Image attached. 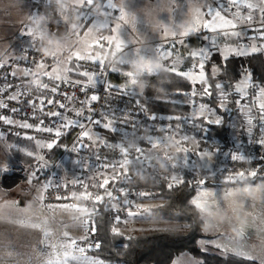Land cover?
Here are the masks:
<instances>
[{
  "label": "snow or ice",
  "instance_id": "6c2138e0",
  "mask_svg": "<svg viewBox=\"0 0 264 264\" xmlns=\"http://www.w3.org/2000/svg\"><path fill=\"white\" fill-rule=\"evenodd\" d=\"M92 4V0H82L81 4V19H82V29H83V42L81 47L73 48L69 54H67L62 60L57 57H53V60H56L58 63H64L66 65V69L63 75L57 73L53 74L52 69L49 71L50 65H48L45 60L42 58L36 64V71L32 72L30 69H26L23 73L24 77L28 76H36L42 75L50 80L55 81V86L50 87L48 84H44L42 86H38L41 90L51 91L54 96L55 94H59L61 84H66L68 86H75L81 84V81L70 79L71 76H83L86 78L87 83L83 84L81 87L82 92H87L89 87H96L98 82H101L107 85L106 92L107 94H112L115 90L120 93L122 96L128 95V88L130 84L135 83L133 79H131L132 74L128 71H125L123 68L124 64H127L130 61L138 60L141 64L142 70L148 74H151V70L144 63L143 50L136 49L135 53L129 54L127 49H129V44L124 40H121L120 43L117 44L116 50L124 54L125 59L122 61L121 67L114 66H105L103 61L97 60L92 57L90 54V50L95 47L104 46L107 43L106 38L97 37L95 33L104 27V24H98L93 21V18L88 14V10L90 9ZM203 4L205 7H197L193 9V19L192 23L185 25L181 28H177L175 25L165 26L163 28V36L164 39L169 41V43H159L155 46L153 51L155 54L162 60L167 61L169 64L170 71H172L175 75L186 78L193 85L197 83H202L203 80L207 79V73L205 72L206 67L211 64V74L213 79H217L221 68L220 65L211 63L212 58L216 55H219L221 58V64L226 65L230 56H243L250 55L253 53H257L260 51H264V44H260L259 46L253 45L251 47V51L247 50V45L244 43L247 39H249L248 32L259 33V35H253L251 39L256 40L259 39L264 41V0H215V3H209V0H203ZM104 7L109 10L112 19L117 21L116 25L113 27L112 31L115 32L117 28L120 27L119 21L125 20L127 13L123 8H118L117 4L114 0H105ZM187 8V6L185 5ZM118 12V15L116 13ZM258 20V25L254 23V21ZM107 23V22H105ZM247 24L249 27L245 29L243 25ZM240 29L236 31V29ZM203 31L204 35L202 36V40L204 43L201 44L198 50L191 51L187 55L183 56L179 62H176L173 57L175 55H181V47L184 45L185 40L183 38L189 37L190 35L199 34ZM22 35H27L30 38V48L36 50V46L34 41H31V33L28 30L27 26H24V31ZM78 36L81 33H77ZM236 38V46H232L230 43H227L229 38ZM226 41L223 48L220 47V41ZM181 46V47H178ZM26 59V58H25ZM188 59H191L193 63L190 65L189 70L181 71L180 65L185 63ZM73 61H76L73 64ZM80 62H89L93 65L94 68H98V73L89 72V71H81L82 65ZM2 66V65H0ZM117 73L118 75H123L127 77V81L119 86L113 85L110 81L107 80V75L109 73ZM16 74L13 73V76ZM101 77L104 79L101 80ZM235 89V93L229 92L227 90V86L224 82H218L215 84V88L219 92V96L221 98V108H225V104L228 101L229 96L233 94H238L240 96L239 99L236 100V104L239 106L242 102L248 98L247 88L249 87H259V91L254 94L253 100L259 101L257 107L259 109V115L261 123L260 133L261 138L257 143L261 146H264V86H257L251 84V74L249 73L247 79L243 81V87L240 83H237L233 86ZM212 85L207 83L204 84L202 95L211 96ZM181 95H187V93H178ZM3 93L0 92V96ZM23 93L17 92L13 95L8 96V100L16 101L20 103V97ZM192 96L196 95L195 88L193 89ZM66 99L72 101L74 99L73 96H68L65 94ZM100 99L98 94H92L88 98L87 108H85V102H80V108L78 110H73L68 107L64 102L56 101L54 97L52 99H47V106H55L57 108L56 111L45 112V100H40V108L39 111L42 115H47L49 117H54L56 120L53 122L55 127H44V122L41 119L38 125H33L27 122L21 123L19 126L23 128H34L36 131H46L49 133H53L54 139L51 142H42L37 140L36 147L38 149H52L56 143L58 142V138L63 134V129L71 128V127H79L82 131L80 136L78 137L79 141H83L84 139L93 140L90 131V125H100L104 129L111 131L113 133H118L124 131L128 124V118L134 117L132 119L133 126L139 122L136 113H126L123 116L125 117L123 121H119V125L122 123L124 125V129L120 126L114 127L112 126L109 119V110L102 108L101 112L93 113L91 104L92 102H97ZM29 106L33 108V116L32 119H37L35 110H36V101L31 100L27 101ZM140 102L139 99L135 101V106L139 108ZM8 105L0 99V109L7 108ZM60 109H64V112H61ZM20 109L13 108L11 111L13 113L19 111ZM226 110V108H225ZM71 111L73 113L74 118H70L67 113ZM112 114H115L114 110H111ZM86 112L88 114H86ZM149 120L157 119L154 115H150L147 117ZM205 119L206 123H216L220 124V120L217 119L212 121L207 117H196L195 119ZM173 119H181L176 116H169L168 120L171 121ZM185 124H192V117H183L182 118ZM0 121H3L5 124L12 125L14 121L7 116L0 115ZM106 121V122H105ZM247 123L252 125V118H249ZM194 126V125H193ZM155 128L156 126L153 125ZM161 130L164 131H172L171 125H162ZM251 132V128H249V133ZM124 134L127 135V132L124 131ZM27 139H35L32 136H27ZM94 144H97V148L99 147H107L111 148L112 144L109 143L106 139L96 137L93 140ZM145 143L151 147H156L159 143V138L156 136H149ZM81 147H84L81 144ZM217 150V147H216ZM186 153V163H191L192 153L188 151V149L184 150ZM137 155L135 157H130L128 150L122 146H119V157L115 159V162L108 163L109 157L104 156L103 159L97 153L95 159L97 163L88 164V169L97 168L99 171V175L101 177V182L98 184L100 190H102L103 194H93L90 190L93 185L84 182L82 179L77 178L71 181H67L64 184H60L59 181L56 182V187L58 189V194L56 196V200H68L72 199L75 196V191L71 193L70 196H61L59 195V189L63 187L65 191L68 189L69 185L73 187L80 186L83 188V191L80 192V198L84 201H90L94 207L92 211L88 210L87 205L85 206L84 212L81 213L79 207L73 203H64V204H45V194L47 191L53 186V180H56V177H52L44 180L42 188L37 189V195L32 202L36 205L35 208L31 212L25 213L19 211L21 208L19 201H12L10 207L16 209V216L19 219L14 218V214L9 213L7 217L4 218V222L7 223H19L24 227L32 228L39 230L43 234V238L39 241V245L32 250V252H21L16 250L15 246L12 244L11 240L5 244V242L0 239V250L11 249L6 251L3 255H0V264H4L5 260H12L14 264H105L104 260L92 255L89 253L99 251L102 247V242L93 241L90 237L95 236L96 227L95 221L93 217L98 212V206L103 204L105 201V197L111 202L115 201V203L110 204V211H115L117 215L114 218V226L111 228V233L114 236L121 235L120 228L115 225H119L122 223H127L128 221L142 220L143 219V208L138 207L137 203L131 198L130 192H134L135 190H128L124 187H121L120 194L124 197L121 202L120 197L114 195L115 189H109V184L113 182H122L129 178L127 165L130 159H135L141 163L144 162V148L137 147L136 149ZM199 157H207L213 155L209 149L197 150L195 153ZM216 154V152H215ZM26 155L34 158L37 161L36 170L32 171L28 176V183L31 185L33 181H40L42 176L40 173L44 171L45 164L41 163L44 161V156L40 155L39 152L26 151ZM243 153L237 151L235 153L230 154V159L233 163H238L241 161ZM262 161H264V156L259 157ZM252 162V158L249 161ZM111 168L113 171L112 175L109 176L107 174L108 169ZM122 171H120V170ZM7 168L0 169V172L6 171ZM218 172H222L217 169ZM259 168L252 169L248 172H245L241 169L239 172L235 173L230 181L226 182H235L237 179L242 178H255L258 175ZM264 179V178H262ZM183 175L180 176L178 180H170L167 187L171 190L173 187H177L179 184L184 183ZM207 183L206 180H200L198 182V191L197 194L189 201V205L191 208H199L203 209L205 206H219L218 202L213 204L210 200L211 197L215 195V193L209 192L205 189L204 185ZM3 188V186H0ZM140 197L150 196V193L140 192L138 194ZM227 195H230L227 194ZM162 207V206H161ZM59 209L63 212L71 211L73 213L72 220L73 223L71 225L63 224L59 229H54L53 224L55 221V211ZM124 211L125 217H121L119 212ZM50 213L49 215H45V213ZM91 223V227L89 228V224ZM261 225H264V219L260 221ZM251 226L257 227V217L251 216ZM69 227H82L84 234L78 238L72 237L70 233L67 231ZM259 232H264V227H258ZM219 232V231H217ZM131 239V237H127ZM221 238H224L228 241V244H231V241L227 237H223L221 234ZM248 238L247 232H242L240 236V246L239 249L235 252L238 257H242L248 260L257 259V257L252 256L250 254H246L240 249L244 248V241ZM127 246L125 245V248ZM219 247V245H217ZM227 245H225V251H229Z\"/></svg>",
  "mask_w": 264,
  "mask_h": 264
},
{
  "label": "built area",
  "instance_id": "2783aa9c",
  "mask_svg": "<svg viewBox=\"0 0 264 264\" xmlns=\"http://www.w3.org/2000/svg\"><path fill=\"white\" fill-rule=\"evenodd\" d=\"M105 0H92V4L90 9L88 10V14L92 16H97L104 20H112L111 14L109 10H107L104 7ZM32 9L34 11H38L40 9H46L47 11L53 13L57 20H46L47 24V30L52 31V33H60L64 34L68 29V25L66 22L61 20V16L66 12L69 8V6L72 7V10L81 12V4L82 0H79L77 3H71L70 0H63L64 7L60 8L59 5L56 3V0H31ZM118 15V12L116 13ZM82 21V19L80 18ZM259 22L255 23L258 25ZM40 30V29H39ZM251 36L253 35H259V33H254L249 31ZM98 37H104L107 40V43L104 46L101 47H95L90 50V54L92 57L96 58L97 60L103 61L105 66H113L114 63L119 59L120 52H117L116 46L119 43L116 38L100 33ZM259 44H264V41H261L259 39L255 40ZM26 58V59H25ZM44 59L45 62L52 66L55 62L53 60V56L49 53L44 52L42 49L34 50L32 48H26L20 51L16 56H14L11 59L7 60H0V92L3 93L2 96H0V99H2L7 105V108L0 109V115L7 116L8 118L12 119L14 121V124L8 125L5 124L3 121H0V134L1 135H13L16 137H24L32 136L35 139H32L34 141H42V142H51L55 137L53 133H49L46 131H36L34 128H23L19 125L23 122H27L33 125H38L40 123V120L42 119L44 122V127H55L54 121L56 118L49 117L47 115H42L39 111L40 108V100H45V112H52L56 111L57 108L55 106H47L46 100L47 99H54L58 102L62 101L66 105H68L69 108L73 110H78L80 108V102H85V108H87L88 98L92 94H98L100 99L97 102H92L91 107L93 110V113L101 112L102 108L108 109L109 112V119L112 124V126L117 127L120 126L122 129H124V125L121 123L119 125V121L124 120V114L126 113H136L137 118L139 119V122L133 126L132 119L134 117L128 118V124L126 126V129L124 131L127 132V135L124 134V131L113 133L115 134V139H108L105 138L102 134L98 137L106 139L109 143L112 144L111 148L107 147H99L97 148V144L93 143V140L96 138L94 136L93 140L84 139L83 141H79L78 137L80 136L81 129L79 127H71L63 129V134L58 138L59 143L61 140H64V142L61 145V158H70V159H77L79 163L77 165H68L65 167V174L68 176H73V178H70L68 176L59 177V170L61 165V160H58L57 162L49 165H45L44 171L40 173L42 176V179L40 181H33V183H37L42 188L43 182L46 179L56 177V180H53V186L47 191L45 194V201L44 203L47 204H64V203H73L76 204L79 209L84 212L85 206L87 205L88 210L92 211L94 205L90 201H84L80 198V192L83 191V188L80 186L73 187L72 185H69L68 189L65 191L63 187L59 189V195L61 196H70L73 191H75V196L72 199L68 200H56V196L58 194V189L56 187V182L59 181V183L62 185L67 181H71L73 179L80 178L84 182L88 183V181L84 180V178L88 177V174H90L91 171H93L96 174V180L101 182V177L99 175L98 167L92 168L91 170L88 169V164L90 163H97L95 157L97 153L103 159L104 156H108L109 160L108 163L115 162V159L119 157V146H122L128 150V153L130 157H135L137 155L136 149L137 147H143L144 148V162L141 163L135 159H130L127 165V171L129 178L127 180H124L122 182H113L109 184V189H115L114 195H117L120 197V200L124 197L120 194L121 187H124L128 190H135L134 192H130L131 198L135 196H139L138 194L140 192L145 193H152V189L145 186H138V185H130L129 181L133 179L134 177H144L149 176L151 174H165V172L169 173V169L164 168L163 166H160V161H153L148 159V152L145 145H142L137 142V137L140 135H148V136H156L159 138V140L164 139L169 133L174 132L176 130L185 129L188 130L192 135H198V137L208 142V134H207V128L206 125L199 119H195L194 117L190 115H184V114H175V113H169V114H150L146 111L145 104L142 102V100L134 93L128 92L127 96H122L120 93L116 92L115 90L112 92V94H107L106 87L107 85L101 82H98L96 87H89L87 92H82L81 87L83 84L87 83V80H83L80 78H76L71 76L70 79L79 80L81 81V84L75 85V86H68L66 84H61L60 92L59 94H54L51 91L48 90H41L38 86H42L44 84H48L50 87L55 86V81L50 80L42 75H34V76H28L24 77L23 73L26 69H30L32 72L36 71V64L41 60ZM76 61H73V64H75ZM82 65L81 71H89V72H96L98 73L99 69L94 68L93 65L89 62H80ZM13 73L16 75L13 76ZM110 74V73H109ZM109 74L107 75V80L109 77ZM104 78L101 77V80ZM224 82V84L227 86V90L229 92L235 93L234 85L235 81L228 79L227 77H222L219 82ZM209 83V81L203 80L202 83H197L194 88L196 91V95L194 96V102L202 101V99H208L213 97V89L211 88L212 95L211 96H204L202 95V90L204 87V84ZM210 84V83H209ZM252 85H257L256 83H252ZM258 86V85H257ZM193 88V89H194ZM259 91V87H249L247 90L248 92V98L245 99V103L243 105V102L241 105L236 104V100L240 98L238 94H233L229 96L227 103L225 104V112L227 116L231 117L232 119L236 120L238 122L239 126V137L238 139L231 145L228 151V157L224 160L222 163V172L221 177H219V182L221 181H230L231 177L239 172L241 169H243L245 172H248L252 169L259 168L260 173L261 169L264 168V161H262L259 157L264 156V146H261L257 143L259 139L261 138L260 133V115H259V109L257 107V104L259 101H254L253 97L256 92ZM17 92L23 93L21 95L20 103H17L16 101L8 100V96L13 95ZM65 94L68 96H73L74 99L72 101H69L66 99ZM216 96H219V92L217 90ZM139 99L140 105L139 108L135 106V101ZM35 100L36 101V116L37 119H32L33 116V108H31L27 101ZM221 100V98H220ZM17 108L20 109L19 111L13 113L11 109ZM224 108V109H225ZM246 108V109H244ZM115 111V114H112V111ZM61 112H64V109H60ZM245 111V112H243ZM86 114H88L86 112ZM243 114H246L247 117L244 115L245 118L249 119L252 118V125H249V128H251V132L249 133L247 129L244 128V126H247V122L243 120L241 122V118ZM67 115L70 118L73 117V113L69 111ZM150 115H154L157 119L155 120H149L147 117ZM169 116H176L180 117L181 119H173L171 121L168 120ZM183 117H192L193 122L192 124H185ZM248 121V120H247ZM106 122V121H105ZM247 123V124H246ZM171 125L172 131H164L161 130L162 125ZM153 125L156 127L154 128ZM194 125V126H193ZM90 131L100 130L104 129L100 125H90ZM111 132V131H110ZM56 143V144H57ZM81 144L84 145V147H81ZM241 152L244 154L241 161L238 163H233L230 159V154L235 152ZM252 158V162L250 163V159ZM37 163L32 164L30 167L27 168V175L25 174H18V176L25 178L28 181V176L32 171L36 170ZM17 170L19 172H23V169L20 168L18 165ZM196 168V169H195ZM191 167L190 169L186 167H180L179 169L175 170L173 173L177 174L178 176L183 175V178L185 176H188L189 180L192 182L200 181V180H206L210 181L211 178L217 174L211 170H207V172L204 175H199L200 170L199 166ZM120 170V169H118ZM113 169L109 168L107 174L109 176L112 175ZM122 171V170H120ZM111 173V174H110ZM172 173V172H171ZM90 184V183H89ZM93 185L90 190L93 192V194H103L102 190H100L98 187V184H90ZM104 203L107 205L108 208H110L111 203H115V201H109L107 197H105ZM100 206V205H99ZM98 206V209H99ZM99 212V210H98ZM97 212V214H98ZM93 217L94 221L96 220V216ZM119 214H125L124 211L119 212ZM117 213L113 211L112 218L114 219ZM89 227H91V223L89 224ZM96 227V223H95Z\"/></svg>",
  "mask_w": 264,
  "mask_h": 264
},
{
  "label": "rangeland",
  "instance_id": "374dc122",
  "mask_svg": "<svg viewBox=\"0 0 264 264\" xmlns=\"http://www.w3.org/2000/svg\"><path fill=\"white\" fill-rule=\"evenodd\" d=\"M226 2L227 1H225V3ZM69 9H72V7L69 6L68 10ZM21 18H22L21 21L19 22V24L16 25V27L8 30V33L10 36V39L8 42L9 44L8 49H12V51H10L12 53V56L8 59L13 58L23 49L30 48V38L27 35H22V32L24 31V26H27L28 30L30 31L31 41H34L37 49L43 50V47H44V42L37 37L38 32H46V34L49 37L56 36V37L64 38L63 46L59 47L58 49H53L51 51V55L53 57L55 56L57 58H60L61 60L67 54H69V52L74 47L79 48L82 45L83 29H82V21L80 20L81 12H79V19L75 23V27H72L71 25L67 24L69 29L64 34H60V33L54 34L52 33V31L47 30V24L46 22L43 23V17L40 16L39 13L34 11L33 9H29L25 17L23 16ZM38 18L41 19V23L39 25H37L36 23ZM92 18L93 20L97 21L96 18L94 17ZM257 22L259 21L258 20L254 21V23H257ZM243 27L247 29L249 26L245 24L243 25ZM239 30H240L239 28L236 29V31H239ZM78 32L81 33L80 36L77 35ZM100 33L108 34L116 38L114 35L109 34L107 31H105L104 28H100L95 33V35L98 37ZM203 35H204L203 31H201V33L197 37L202 39ZM248 36H249V39H247L244 43L247 45V50L250 52L251 47L253 45L259 46L260 44L257 43L255 40L251 39L252 36L249 32H248ZM231 38L234 39V42H227V43H230L232 46H236V38L234 36ZM183 39L185 40L186 38H183ZM223 41L224 40L220 41L221 48H223L226 43V41L224 42ZM198 49L199 47L196 49H192L189 51V53L191 51L198 50ZM121 55L122 54L120 53L119 59L117 60L120 63H122L123 61ZM179 58H180L179 59L180 61L181 59H183V56L182 58L181 57ZM56 62L57 61L55 60L53 65H55ZM59 64H63L64 66H66L62 62ZM127 64L136 66L138 68V70L136 71H132V70L128 71L132 74L131 79L135 81V83L129 85L128 92L134 93L138 96L139 92L135 89V85L137 84L136 77H138V73L140 72L146 73V72L140 69V67H138L137 65L133 63L128 62ZM245 72H249V71H245ZM108 81H110L113 85L119 86L127 81V77L125 78V80H122L120 82H114L111 79L110 74H109ZM252 83H253V80H252ZM217 97L218 96H216V99L218 101ZM224 112H225V109H224ZM244 115L245 114H243L241 118V122H243V120L247 122L248 120L247 118L244 117ZM228 118L232 119L229 116ZM244 128L247 129L248 131L249 124H247V126H244ZM98 133L101 135L100 130L91 131L92 135H95V134L99 135ZM227 133L229 136V130L227 131ZM239 133L240 132L238 128L237 135L234 141H232L231 143L229 140L226 144L222 142V145L218 146L220 148H218L217 145H213L210 143V145H207L206 149H209L210 151H215L217 153L226 154V152L231 147L230 145H232L238 139ZM61 145L62 144L57 143L52 149H47V148L38 149L36 147V141L32 139H27L24 137H16L13 135H1L0 134V169L13 167L12 173L10 175L9 174L5 175V172L7 171L0 172V186H3V188H0V239H2L5 242V244H7L9 240H11L16 250H19L21 252H32V250L36 248L37 246L42 247V245H39V241L43 238V234L39 230L24 227L19 223H7L3 221L4 218L9 215V213L14 214L15 219H19V217L15 215L17 210L10 207L12 201H19L21 203V198H23L24 202L27 200L33 202L34 198L38 194L37 189L41 188L40 185L37 183H32L31 185H29L28 181L26 180V176H24L25 178L18 176V174H21V173L27 175L28 166L23 165L20 160L14 157L12 153V149H16L24 154H26V151H32L34 153L39 152V154L43 155L45 158L44 161L41 162V163H44L45 165L53 164L57 162L58 160H61V165H60L58 176L63 177V176H68L64 172L65 167H67L68 165H77L79 161L77 159L61 158V151L57 152V148L61 147ZM216 147H217V150H216ZM226 148H228V150ZM226 155L227 156L225 157V159L228 157L229 154H226ZM158 157H160V166H163L164 168L169 169V173L165 172V177L168 180V182L170 180L175 181L180 178V176L173 173L175 170L179 169L180 167H186L188 169L191 168V166H189L188 164L180 165L176 163L177 161L179 162L184 161L186 157V154L184 152H181L180 150H171L168 153H166L164 156L158 155L155 158H158ZM184 163H186V160ZM222 163L219 164L218 167H212V168L206 169V171L212 169V171L214 170L213 172L220 173L217 171V169H219L220 171L222 170ZM18 165H22L24 167L23 172H19L17 170L16 167ZM200 168L201 167L199 166V170ZM199 175L201 176V173H199ZM259 175L260 173L257 176ZM261 175H264V173ZM68 177L73 178V176H68ZM185 177L188 178L187 176ZM219 177L221 176L219 175ZM212 178L210 180L211 182H213ZM245 179H253V178L249 177V178L237 179L234 183L225 182V181L224 182L221 181L219 183V184L232 183L229 185H217V184L213 186L204 185L206 190H208L209 192L215 193V195L211 197L210 200L213 204L218 202L219 206H205L202 210L200 209V212H201L200 215H202V218L204 220L206 218L205 213L210 211L213 214V218L216 215H220L223 217L224 222L223 224H216L210 229H204L203 232H205V235L201 237V239L199 240V245L202 249L206 251H213L214 249H218L222 255H226L228 253L235 254V252L239 249V246H240V236H241L240 231L247 232L249 236L244 241L245 247L240 249V251H243L246 254H250L252 256L257 257V260L260 262V264H264V232H259L257 230L258 227H264V225H261L260 223V221L264 219V179H260L258 182L253 183V184L241 183ZM84 180L88 181V183L90 184L100 183L98 180H96V174L93 171H91L90 174H88V177L84 178ZM198 182L199 181L192 182V183L198 184ZM197 191H198V187L196 188L195 195L197 194ZM229 193L230 195H227ZM158 198H161V197H155L152 194L150 196H145V197H140V196L133 197L132 199L134 200L135 203L140 201V204L138 203L137 206L143 208V219L139 220L136 224L133 221H128L127 223H124V226H116V227L120 228V230L123 232L122 234L126 236L133 231H138V230H133V228L136 225H139V227L141 228L139 229V231L148 230V229H157V228L158 229L183 230L187 225L185 222L155 217L150 214V209L152 207L158 206L164 202L163 198H162L163 200L158 199ZM123 199H121V202L123 201ZM161 201L163 202L161 203ZM20 206L22 209H20L19 211H22L25 213L31 212L33 208L36 207V205L33 204V208H32V203L27 204V205L20 204ZM49 214L50 213H47V212L45 213L46 216ZM119 215L122 218L125 217V214H119ZM72 216H73V213L71 211L63 212L57 209L55 211V221L56 222L53 224V228L59 229L63 224L71 225L73 223ZM251 216L257 217V227L251 226ZM67 231L70 233L72 237H75V238H78L84 234L82 227H69ZM221 234H223V237L229 238V240L231 241V244H228V241L226 239L221 238ZM90 239L93 240L92 237H90ZM217 245H219V247H217ZM225 245L228 246V248L230 249L229 251H225ZM9 250L11 249L0 250V255H3L6 251H9ZM104 262L105 264H123V263L108 262V261H104ZM4 264H14V262L12 260H5ZM175 264H199V261L193 258L188 252H184L183 255L177 258V262Z\"/></svg>",
  "mask_w": 264,
  "mask_h": 264
},
{
  "label": "trees",
  "instance_id": "16d2710c",
  "mask_svg": "<svg viewBox=\"0 0 264 264\" xmlns=\"http://www.w3.org/2000/svg\"><path fill=\"white\" fill-rule=\"evenodd\" d=\"M43 17V23L50 19L57 20L56 16L47 11L40 9L37 11ZM79 19V12L72 9L67 10L61 16V20L68 25L75 24ZM229 41L233 42L231 38ZM198 38L190 36L186 39L182 46V52L186 53L191 46H197ZM220 65L221 71L217 79L212 78L211 64H209L205 72L207 73V80L212 85L213 97L202 99L213 106H217L215 84L219 82L222 77H227L233 81L238 80L242 73L249 71L252 80L258 86H264V52L260 51L250 55L230 56L226 65L221 64V58L216 55L212 58V62ZM122 63L116 61L114 67H121ZM125 71H136L138 68L129 64H124ZM110 77L114 82L125 80V76L118 75L113 72ZM137 84L135 89L139 92V97L145 104L146 111L150 114H184L189 115L190 107L188 105H180L171 101L172 98L179 96L181 91L192 90L193 85L186 78L175 75L168 70H161L157 73H138ZM169 99V100H167ZM228 129L223 124L209 125L207 129L208 139L213 136L220 138L221 142L226 144L229 138ZM101 134L108 139H115V134L106 130L100 129ZM64 140L59 143L62 144ZM206 143H200L199 146ZM61 148H57L60 152ZM14 157L22 162L23 165L30 167L36 163V160L28 155L21 153L16 149H12ZM27 167V168H28ZM206 169L200 168L201 175L205 174ZM264 168L261 169L260 175L254 179H245L241 183L253 184L264 178ZM219 175L217 173L213 176L212 181H208L205 185H229L232 183L219 184ZM188 177V176H187ZM185 182L179 184L177 187L168 189V180L165 174H151L144 177H134L129 181L130 185L145 186L152 189V195L161 197L164 202L158 206L150 209V214L155 217L166 218L170 220H178L185 222L187 225L183 230L178 229H148L133 231L127 236L121 234L114 236L111 233V228L114 226V219L112 218L113 211H110L105 203L99 206V212L96 216V233L92 236L93 241L102 242V247L99 251L89 253L97 256L104 261L117 262L123 264H173L174 259L181 253L188 252L193 258L199 261V264H260L257 259L248 260L238 257L234 253L222 255L218 249L213 251H206L199 245V239L204 236V232L200 227L202 217L198 208H191L189 201L195 194L197 183H192L188 178L183 179ZM162 206V207H161ZM124 226V223L115 225ZM127 237H131L128 239ZM125 245L127 246L125 248Z\"/></svg>",
  "mask_w": 264,
  "mask_h": 264
},
{
  "label": "crops",
  "instance_id": "0c3cea01",
  "mask_svg": "<svg viewBox=\"0 0 264 264\" xmlns=\"http://www.w3.org/2000/svg\"><path fill=\"white\" fill-rule=\"evenodd\" d=\"M79 0H70L71 3H77ZM227 1V0H225ZM117 4V7L123 8L127 13L126 19L119 21L120 27L116 29L115 32L112 31L113 27L116 25L117 21L114 20H101L97 16H92L97 19L93 20L94 22H98V24H104V30L109 34L114 35L119 43L121 40H124L129 44V49L127 51L129 54L135 53L136 49L143 50L142 54L144 57V63L151 70V73H157L161 70L170 71L169 64L167 61H162L153 51L155 46L159 43H169V41L164 39L163 36V28L165 26L175 25L177 28H181L185 25L192 23L193 19V9L197 7H205L203 4V0H114ZM209 3H215V0H209ZM187 6V8L185 7ZM29 9H32L31 0H0V59L7 60L12 56V49H8L9 47V33L8 30L16 27L17 24L21 21V17H25L28 13ZM15 15V16H14ZM99 19V20H98ZM107 22V23H105ZM190 36L197 37L198 35L193 34ZM189 36V37H190ZM189 37H186L188 39ZM197 46H191L188 48L186 53H183L181 50V55H175L173 59L176 62H179V57L185 56L189 53L190 50L196 49L201 46L203 40L199 37ZM185 39V41H186ZM231 39V38H229ZM224 42V41H223ZM231 42V41H227ZM234 42V41H233ZM178 47H181L178 45ZM182 49V47H181ZM122 54V53H121ZM122 59H125L124 54L121 55ZM140 67L142 69L141 64L138 60L130 61ZM193 63L191 59H188L185 63L180 65L181 71L189 70L190 65ZM52 69L53 74H61L63 75L66 69V66L63 64H59L56 62L55 65L50 66L49 71ZM172 72V71H171ZM250 72H243L242 76L235 81V85L240 83L243 87V81L247 79V76ZM86 80L83 76H75ZM252 83V78H251ZM247 88L246 90H248ZM192 90L181 91V93H187V95H179L175 98H172L171 101L180 105H188L190 107L189 115L196 117H207L208 119L215 121L219 119L222 123H225V126L229 130V138L230 143L234 141L237 130L239 128L238 122L236 120L228 118V116L224 112V108L220 107L221 100L217 101V106H213L205 101L194 102V96L191 95ZM169 100V99H167ZM245 101H243L244 105ZM245 106V105H244ZM246 109V108H244ZM246 116V114H245ZM199 120L203 121L206 124L208 129L209 125H215L216 123H206L205 119L200 118ZM238 127V128H237ZM237 128V129H236ZM94 134V133H93ZM99 134V133H98ZM92 135V134H91ZM94 137H98L99 135H92ZM149 136L148 135H140L137 137V142L145 145L148 152V159L153 161H160V157L155 158L158 155L164 156L171 150H180L185 153V149H188L189 152L192 153L191 163H184V161L179 162L177 164H188L191 167L200 166L202 169H209L212 167H218L219 164L225 160V157L228 154V151L225 153H217L213 152V155L207 157H199L195 153L197 150L206 149L207 145L213 144L220 146L222 142L219 137L213 136L211 139H208V142L201 140L198 135H192L188 130L180 129L174 132L169 133L164 139L159 140V143L156 147H151L145 143ZM205 142L202 146H199L200 143ZM230 145V144H229ZM231 146V145H230ZM220 148V147H218ZM186 154V153H185ZM175 163V162H174ZM196 193V192H195ZM195 196V194H194ZM193 196V197H194ZM192 197V198H193ZM162 199V198H158ZM163 200V199H162ZM163 201H161L162 203ZM32 203V201H23L21 198V205H27ZM140 204V201L137 204ZM199 212L200 209L198 208ZM82 212V211H81ZM83 213V212H82ZM201 214V212H200ZM202 217V215H201ZM203 219V218H202ZM139 221L135 220V224ZM141 229L139 225H136L133 230ZM121 233H123L121 231ZM242 233V231H240ZM205 235V232H204ZM249 236V235H248ZM201 239V238H200ZM199 239V240H200ZM182 253L181 255H183ZM179 255V256H181ZM177 256L173 262L175 264L177 262Z\"/></svg>",
  "mask_w": 264,
  "mask_h": 264
},
{
  "label": "clouds",
  "instance_id": "9594fccd",
  "mask_svg": "<svg viewBox=\"0 0 264 264\" xmlns=\"http://www.w3.org/2000/svg\"><path fill=\"white\" fill-rule=\"evenodd\" d=\"M56 3L59 5L60 8L64 7L63 0H56ZM37 25L41 23V19H37L36 21ZM72 27H75V24L73 23L71 25ZM37 37L44 42L43 51L46 53L51 54V51L53 49H58L59 47L63 46V39L62 37H56L52 36L49 37L46 32H38ZM205 219L200 221V227L202 230L204 229H210L216 224H223L224 220L223 217L220 215H216L213 218V214L208 211L205 213Z\"/></svg>",
  "mask_w": 264,
  "mask_h": 264
},
{
  "label": "bare ground",
  "instance_id": "6f19581e",
  "mask_svg": "<svg viewBox=\"0 0 264 264\" xmlns=\"http://www.w3.org/2000/svg\"><path fill=\"white\" fill-rule=\"evenodd\" d=\"M12 169H13V167H8L6 170L7 172H5V175H7V174L10 175L12 173Z\"/></svg>",
  "mask_w": 264,
  "mask_h": 264
},
{
  "label": "water",
  "instance_id": "95a60500",
  "mask_svg": "<svg viewBox=\"0 0 264 264\" xmlns=\"http://www.w3.org/2000/svg\"><path fill=\"white\" fill-rule=\"evenodd\" d=\"M19 166H20V168H21V169H23V170H24V167H23L22 165H19Z\"/></svg>",
  "mask_w": 264,
  "mask_h": 264
}]
</instances>
